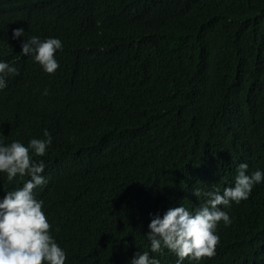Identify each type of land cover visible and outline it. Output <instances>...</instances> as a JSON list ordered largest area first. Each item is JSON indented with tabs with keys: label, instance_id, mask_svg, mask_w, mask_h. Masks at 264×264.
<instances>
[{
	"label": "trees",
	"instance_id": "trees-1",
	"mask_svg": "<svg viewBox=\"0 0 264 264\" xmlns=\"http://www.w3.org/2000/svg\"><path fill=\"white\" fill-rule=\"evenodd\" d=\"M16 27L61 39L53 73ZM0 59L19 70L0 90L4 142L52 136L34 192L64 264H175L150 251L149 213L194 212L193 189L222 192L239 162L264 169V0H0ZM28 179L0 173V198ZM225 210L216 254L183 264H264V182Z\"/></svg>",
	"mask_w": 264,
	"mask_h": 264
},
{
	"label": "clouds",
	"instance_id": "clouds-1",
	"mask_svg": "<svg viewBox=\"0 0 264 264\" xmlns=\"http://www.w3.org/2000/svg\"><path fill=\"white\" fill-rule=\"evenodd\" d=\"M24 32L23 27L12 29V39L23 38L20 53L31 55L43 71L53 73L59 66L55 53L63 48L61 39H41L37 35L25 39ZM18 74L14 64L0 59V90L7 87L8 77ZM44 94H47L46 89ZM51 143L52 136L47 130L42 138L32 137L26 145L19 140L5 143L0 136V173L6 174L10 182L17 177H30L21 187L6 191L0 198V264H64L67 258L66 251L49 231L51 225L43 210V201L36 198L34 192L37 186L47 184V179L42 174L45 161L34 159L33 154L44 156ZM248 167L245 161L237 163L234 184L224 187L222 192L194 188L196 197L207 198L194 212L179 204L167 208L163 215L149 213L152 218L145 236L150 242V251L159 253L167 248L175 253V264H183L185 257L198 261L214 256L219 243L218 222L231 223L225 209L230 208L231 203L246 200L253 186L264 182V169L257 168L249 173ZM128 264H160V260L149 251L139 250Z\"/></svg>",
	"mask_w": 264,
	"mask_h": 264
},
{
	"label": "rangeland",
	"instance_id": "rangeland-1",
	"mask_svg": "<svg viewBox=\"0 0 264 264\" xmlns=\"http://www.w3.org/2000/svg\"><path fill=\"white\" fill-rule=\"evenodd\" d=\"M216 189V188H215ZM202 191H211L210 189L208 190L206 187Z\"/></svg>",
	"mask_w": 264,
	"mask_h": 264
}]
</instances>
